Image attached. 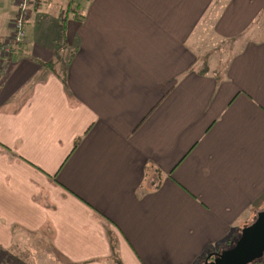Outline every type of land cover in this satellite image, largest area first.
Masks as SVG:
<instances>
[{
  "label": "crops",
  "instance_id": "0c3cea01",
  "mask_svg": "<svg viewBox=\"0 0 264 264\" xmlns=\"http://www.w3.org/2000/svg\"><path fill=\"white\" fill-rule=\"evenodd\" d=\"M28 22L0 52V264H202L264 210V0H36Z\"/></svg>",
  "mask_w": 264,
  "mask_h": 264
},
{
  "label": "water",
  "instance_id": "95a60500",
  "mask_svg": "<svg viewBox=\"0 0 264 264\" xmlns=\"http://www.w3.org/2000/svg\"><path fill=\"white\" fill-rule=\"evenodd\" d=\"M264 255V210L244 226L233 244L208 253L202 264H250Z\"/></svg>",
  "mask_w": 264,
  "mask_h": 264
},
{
  "label": "built area",
  "instance_id": "2783aa9c",
  "mask_svg": "<svg viewBox=\"0 0 264 264\" xmlns=\"http://www.w3.org/2000/svg\"><path fill=\"white\" fill-rule=\"evenodd\" d=\"M34 0H16V13L11 20V35L6 40H0V52L12 54L15 47L24 41L26 13Z\"/></svg>",
  "mask_w": 264,
  "mask_h": 264
},
{
  "label": "trees",
  "instance_id": "16d2710c",
  "mask_svg": "<svg viewBox=\"0 0 264 264\" xmlns=\"http://www.w3.org/2000/svg\"><path fill=\"white\" fill-rule=\"evenodd\" d=\"M36 0H34V2H35ZM34 2L31 4V5H33L34 4ZM31 5H30V7H31ZM70 9V8H69ZM29 10V9H28ZM68 13V9H67V11H66V13L65 14H67ZM27 14V13H26ZM65 21H66V18L65 17H62L61 18V22H60V38H61V40H63L64 39V35H65ZM52 64H53V62H48L45 66H47V67H49V68H52ZM238 236H239V234H235L233 237H231L229 240H228V242L226 243V247L228 248V247H230L232 244H233V242L238 238ZM250 264H264V255L260 258V259H258V260H256V261H254V262H252V263H250Z\"/></svg>",
  "mask_w": 264,
  "mask_h": 264
},
{
  "label": "rangeland",
  "instance_id": "374dc122",
  "mask_svg": "<svg viewBox=\"0 0 264 264\" xmlns=\"http://www.w3.org/2000/svg\"><path fill=\"white\" fill-rule=\"evenodd\" d=\"M48 11L51 12L50 9H48L46 12L49 13ZM43 28H44V25L43 24H38L37 22H34V23L30 22L29 24H26L25 25V30H28L27 37H28V35L38 36ZM51 62H53V61H51Z\"/></svg>",
  "mask_w": 264,
  "mask_h": 264
}]
</instances>
